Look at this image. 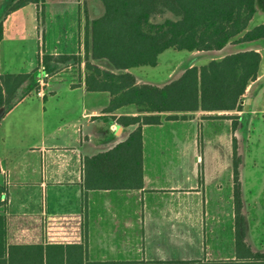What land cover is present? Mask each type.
<instances>
[{"label": "crops", "instance_id": "obj_1", "mask_svg": "<svg viewBox=\"0 0 264 264\" xmlns=\"http://www.w3.org/2000/svg\"><path fill=\"white\" fill-rule=\"evenodd\" d=\"M16 2L13 1L11 6ZM16 10L6 15L3 32L9 16ZM260 11L259 6L255 15ZM80 35L78 52L39 51L37 65L44 54H78L80 60L76 65L70 64L73 62L41 64L39 73L41 78L47 77L46 86L43 87V82L39 89L30 91L0 117V215L7 217L10 232L15 230L17 242H37L46 239L43 224L47 220L49 240L84 241L87 260L91 262L203 260L208 249L217 257L206 260L234 259L235 223L231 211L228 213L217 207L227 197L231 204L234 194L233 155L230 163L208 167L197 153L190 171L185 172L182 162L163 164L149 160L146 142L147 131L152 126L190 120L202 125L205 119L198 118L200 114L195 116V113L208 117L206 121H214L222 120L221 112L196 111L188 113L193 115L186 119L171 120H166L167 113H163L161 124L143 125V187L89 189L85 192L84 156L108 151L127 139L137 125H122L115 117L138 112L132 105L106 112L110 93L87 89L84 43ZM237 44L240 43L227 45ZM263 48L258 45L247 49L259 51L262 63ZM232 50L229 53L240 51ZM261 63L259 76L250 83L246 95L264 78ZM128 71L135 74L138 82L163 85L172 79L147 81L134 73L133 68ZM19 72L22 71L0 70V74ZM34 92L42 101L30 100ZM61 115L66 119H57ZM238 115L234 130L237 137L243 118L241 112ZM224 120L221 123L229 131L232 153L233 123L231 118ZM194 144L198 151L201 145L199 134ZM244 169L242 161L238 164L242 232L253 251H264L263 234L255 230L259 211L251 216L244 192ZM210 202H214L215 207L213 204L208 207ZM227 215L228 220L219 219ZM63 218L69 220V231L58 230L57 224ZM205 233L209 236L205 237Z\"/></svg>", "mask_w": 264, "mask_h": 264}, {"label": "trees", "instance_id": "obj_2", "mask_svg": "<svg viewBox=\"0 0 264 264\" xmlns=\"http://www.w3.org/2000/svg\"><path fill=\"white\" fill-rule=\"evenodd\" d=\"M104 11L85 24V83L89 91H107L111 100L106 112L132 105L136 115H120L122 125L136 124L124 141L112 149L84 156V189L143 187V125L186 119L196 111L219 112L242 109V98L259 76L262 55L255 49L227 53L203 65L187 67L163 85L138 82L128 71L144 65L156 66L159 55L169 48L217 53L229 43L264 39V23L248 29L259 2L264 0H98ZM39 0H17L8 13ZM264 3V2H263ZM171 11L176 19L154 21ZM3 24H0V40ZM80 60L78 54H44L30 72L0 74V117L30 91L40 88L41 64ZM100 63L104 64L102 66ZM49 75V73H48ZM232 119L233 129L237 116ZM235 258L231 260H185L149 262H91L84 241L57 238L17 242L7 217L0 215V264H264V251H253L242 232V202L239 182L237 139L233 138ZM69 220L57 224L70 230ZM67 231V232H68ZM43 232V227H42ZM59 234V233H58ZM64 234V233H63Z\"/></svg>", "mask_w": 264, "mask_h": 264}, {"label": "rangeland", "instance_id": "obj_3", "mask_svg": "<svg viewBox=\"0 0 264 264\" xmlns=\"http://www.w3.org/2000/svg\"><path fill=\"white\" fill-rule=\"evenodd\" d=\"M13 1L15 0H0V24H3ZM263 2H259L261 11L254 16L248 29L264 23ZM103 11V5L98 0H39L36 4H27L17 9L9 16L5 24L6 30L3 32L4 39L0 41V70L30 71L37 65L39 51L78 52L79 34H81L80 37L82 36L83 43L85 42L86 17H97ZM167 18L176 19L177 16L171 11H165L156 15L153 20L164 21ZM258 45L264 47V39L227 45L218 53L169 48L160 54L159 63L156 66L135 67L133 72L147 81L165 82L179 76L191 65L206 64L212 58H219V56L233 51L232 49L245 50ZM83 48L86 55L85 45ZM262 54L264 56V48ZM72 62L70 64L76 65V62ZM261 70L264 71V58ZM46 81L47 77L42 78L43 87L46 86ZM262 87H264V78L250 93L247 95L245 93L242 98L241 110L219 111L221 112L219 114H222L220 116H237L239 112L243 114L240 133L237 137L233 129L232 141L236 137L239 163L244 161L245 165L244 192L249 204V212L252 216V214L256 215L257 210L259 211V216L257 215L258 227L255 230L258 229V232L262 233L264 237V90ZM30 97V100L42 101L36 92ZM249 98L252 99L250 102H248ZM246 105L249 107L246 108ZM196 114H200L198 118L205 119L202 125L201 123L198 125L195 120H190L150 127L151 129H148L146 134L149 160L159 161L163 164L182 162L185 164V172L190 171V167L195 163L194 156L197 153L202 156L208 167H213L218 163H230L233 151L231 153L229 131L225 129L224 123H221L228 117H221L222 120L206 121L209 120L208 117H203L201 113H195V116ZM211 114H218V112H211ZM192 115H187V118ZM59 118L66 119L65 115H61L57 119ZM197 134L201 140L198 151L195 150L194 144ZM233 188L235 192V180H233ZM237 190L242 202L240 180ZM234 197L233 194L231 204L227 197L221 206L217 205L218 208L226 210L228 213L231 211L233 224L235 223ZM212 204L215 207L214 202H210L208 207H212ZM219 219L228 220L229 217L227 215L226 218ZM206 236H209V233H205ZM209 252V249L205 252L203 261H207V258L217 257L214 253L210 254Z\"/></svg>", "mask_w": 264, "mask_h": 264}, {"label": "water", "instance_id": "obj_4", "mask_svg": "<svg viewBox=\"0 0 264 264\" xmlns=\"http://www.w3.org/2000/svg\"><path fill=\"white\" fill-rule=\"evenodd\" d=\"M251 100H252V99H251V98H249V99H248V102H250ZM248 107H249V106H248V105H246V108H248Z\"/></svg>", "mask_w": 264, "mask_h": 264}, {"label": "built area", "instance_id": "obj_5", "mask_svg": "<svg viewBox=\"0 0 264 264\" xmlns=\"http://www.w3.org/2000/svg\"><path fill=\"white\" fill-rule=\"evenodd\" d=\"M40 83H41V85L43 84V82H42V78H40Z\"/></svg>", "mask_w": 264, "mask_h": 264}]
</instances>
